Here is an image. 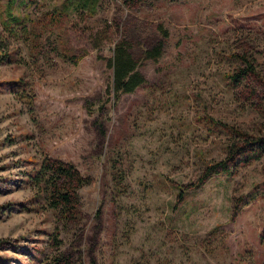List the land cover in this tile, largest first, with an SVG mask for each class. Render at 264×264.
<instances>
[{
  "label": "rangeland",
  "instance_id": "obj_1",
  "mask_svg": "<svg viewBox=\"0 0 264 264\" xmlns=\"http://www.w3.org/2000/svg\"><path fill=\"white\" fill-rule=\"evenodd\" d=\"M25 2L19 12L33 18L51 1ZM74 15L49 41L59 50V33L72 51L85 50L75 64L46 43L34 65L21 36L0 27V54L8 55L0 59V264H41L55 251L51 235L64 248L78 227L75 264L92 256L94 264H264V154L191 185L226 143H242L227 127L264 131V112L233 95L225 76L244 50L264 74V0H147L135 9L99 0L92 16ZM128 15L142 36H157L156 23L168 35L155 61L138 59L145 82L114 101L105 60L116 37L97 48L91 38ZM100 104L108 114L102 144L94 126ZM44 156L92 180L78 190L87 216L57 232L52 211L31 204L22 174Z\"/></svg>",
  "mask_w": 264,
  "mask_h": 264
},
{
  "label": "trees",
  "instance_id": "obj_2",
  "mask_svg": "<svg viewBox=\"0 0 264 264\" xmlns=\"http://www.w3.org/2000/svg\"><path fill=\"white\" fill-rule=\"evenodd\" d=\"M48 8L40 13V16L33 18L29 14H21L19 8L26 4L25 0H5L0 9V27L8 36H21L30 51L32 63L37 64V58L42 53L44 44L47 43L51 50L62 61L71 64L77 63L84 56L85 50L78 49L72 51L60 34L56 33L58 45L49 41V34L53 33V28L58 27L69 16L75 14L80 19L84 16H92L97 11L99 0H50ZM147 0H120L122 6L127 9H135L144 4ZM32 2V0H29ZM126 16L124 19L118 18L115 22L111 20L107 26L106 32L96 34L91 38L92 47H99L100 39L110 41L109 35L114 33V43L111 49V55L106 58V66L110 69L111 81L110 91L114 101L120 95L131 93L137 87L145 82L143 74L137 69L138 59L140 55L142 59L155 61L162 53L165 40L167 38V30L162 27L161 23H156L154 29L157 36H142L134 26V21L130 22L131 17ZM72 20V19H71ZM143 23V22H142ZM111 28V29H110ZM100 37V38H99ZM45 41V42H43ZM137 49L138 52H135ZM7 53L0 54V59L7 58ZM138 57V58H136ZM237 64L231 73H226L230 89L233 95L243 97L249 107L257 113L264 112V74L257 70V63L247 50L234 53ZM13 83H23L21 79L12 80ZM243 84V85H242ZM252 100V102H251ZM108 117L107 111L100 104L95 114L94 126L96 127V135L99 144H102L104 129L103 123ZM216 120L211 124H216ZM220 124V122H217ZM224 124H220V127ZM222 128V127H221ZM228 132L233 137L238 138L237 141L242 143H226L224 146V156L218 160L206 162L202 167L200 175L192 187L201 185L206 179L213 174L229 173L234 167L248 164L251 160L257 159L264 154V131L257 136H249L247 133L239 129L227 127ZM120 167L119 159L112 160V168ZM25 176V182L32 192L31 204L40 210H51L56 225L53 232H57L58 226L67 224H76L86 213L80 210L78 190L90 183L91 177L81 175L79 171L70 163L61 159L50 158L44 156L40 161L22 171ZM116 184L120 183V173H114ZM181 196V192H178ZM92 218L100 224V211L96 210ZM59 229V228H58ZM74 233L73 240L67 247L59 248V239L54 233L51 240L55 244L54 253L46 256L41 264H75L77 260L81 263V239L84 240L83 230L78 227ZM72 233V234H73ZM93 241L87 247V252L91 249ZM90 264H94L93 256L89 259Z\"/></svg>",
  "mask_w": 264,
  "mask_h": 264
}]
</instances>
